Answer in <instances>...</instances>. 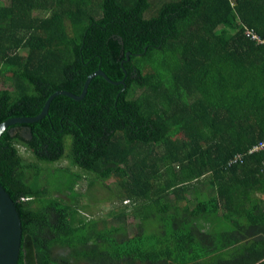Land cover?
Returning a JSON list of instances; mask_svg holds the SVG:
<instances>
[{
  "label": "trees",
  "instance_id": "1",
  "mask_svg": "<svg viewBox=\"0 0 264 264\" xmlns=\"http://www.w3.org/2000/svg\"><path fill=\"white\" fill-rule=\"evenodd\" d=\"M245 26L264 38V0H0V123L98 69L125 81L97 76L0 137L18 264H264V44ZM63 159L133 207L80 215L41 183ZM57 174L76 202L81 176Z\"/></svg>",
  "mask_w": 264,
  "mask_h": 264
},
{
  "label": "rangeland",
  "instance_id": "2",
  "mask_svg": "<svg viewBox=\"0 0 264 264\" xmlns=\"http://www.w3.org/2000/svg\"><path fill=\"white\" fill-rule=\"evenodd\" d=\"M22 134L25 137H28L27 131L22 130ZM69 145L70 138L67 139L68 148ZM21 152L28 159H32L29 157V153H27L24 148H21ZM39 165L43 168V172L41 174V183L49 186L50 191L54 196L61 197L69 204L77 203V201H79L78 205L80 215L86 217L87 219H93L97 221L108 220L110 221L109 223H112V217L115 212L125 209L126 207H128V209L133 207L130 202L123 201L120 197L121 189L117 185L115 179H110L105 182L97 181L92 185L91 182L93 181L94 176L85 173L78 167L72 166L67 159L49 164L39 163ZM60 167L68 168L71 173L81 176L75 185V191L78 193L76 202L73 201L74 198H72L71 192L67 187H57L54 185V182H56L58 185H69L70 183V176H60L58 174L54 175L55 170ZM201 190L205 193L207 191L204 186L201 187ZM189 199L191 204L195 203L193 200V194L189 195ZM218 229L219 227L215 228L214 230Z\"/></svg>",
  "mask_w": 264,
  "mask_h": 264
},
{
  "label": "water",
  "instance_id": "3",
  "mask_svg": "<svg viewBox=\"0 0 264 264\" xmlns=\"http://www.w3.org/2000/svg\"><path fill=\"white\" fill-rule=\"evenodd\" d=\"M130 56L131 53H127V59L125 61H129ZM97 76L103 77L106 81L114 85L125 84L124 80L113 81L102 69H98L88 76L80 95L66 90L57 91L48 98L39 115L34 117L11 118L3 123H0V137L8 129V127L12 125L29 124L42 120L49 114L51 102L58 95H65L76 101L83 100L87 95L88 87L91 81ZM24 131H27V128H25ZM29 137L30 134H28L27 138ZM22 236V219L16 203L4 186L0 183V264H18L21 252Z\"/></svg>",
  "mask_w": 264,
  "mask_h": 264
},
{
  "label": "built area",
  "instance_id": "4",
  "mask_svg": "<svg viewBox=\"0 0 264 264\" xmlns=\"http://www.w3.org/2000/svg\"><path fill=\"white\" fill-rule=\"evenodd\" d=\"M245 34L248 38H250L252 41L258 43V44H264V38H262L255 30L245 26L244 27ZM257 149H264V143L260 144Z\"/></svg>",
  "mask_w": 264,
  "mask_h": 264
},
{
  "label": "bare ground",
  "instance_id": "5",
  "mask_svg": "<svg viewBox=\"0 0 264 264\" xmlns=\"http://www.w3.org/2000/svg\"><path fill=\"white\" fill-rule=\"evenodd\" d=\"M259 146V145H258Z\"/></svg>",
  "mask_w": 264,
  "mask_h": 264
},
{
  "label": "clouds",
  "instance_id": "6",
  "mask_svg": "<svg viewBox=\"0 0 264 264\" xmlns=\"http://www.w3.org/2000/svg\"><path fill=\"white\" fill-rule=\"evenodd\" d=\"M128 202V201H127Z\"/></svg>",
  "mask_w": 264,
  "mask_h": 264
}]
</instances>
